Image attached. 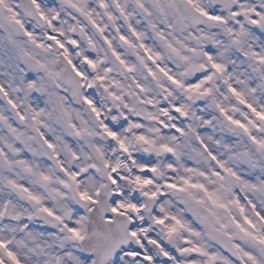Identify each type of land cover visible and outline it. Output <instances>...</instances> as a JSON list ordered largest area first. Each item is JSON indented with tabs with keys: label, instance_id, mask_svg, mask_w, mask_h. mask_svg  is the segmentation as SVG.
I'll return each mask as SVG.
<instances>
[{
	"label": "rangeland",
	"instance_id": "374dc122",
	"mask_svg": "<svg viewBox=\"0 0 264 264\" xmlns=\"http://www.w3.org/2000/svg\"><path fill=\"white\" fill-rule=\"evenodd\" d=\"M53 1L63 5L58 26L51 23L55 7L39 5L52 29L66 34L74 8L85 11L88 0ZM257 1L260 9L255 1L251 11L264 17V0ZM16 21L27 36L14 35ZM30 24L17 0H0V264H92L77 240L86 215L74 197L96 196L100 180L88 170L96 158L86 156L87 143L99 153V142L85 137V121L73 120L54 56ZM191 37L192 89H202L207 100L191 110L185 139L166 137L170 157L161 160L173 184L184 185L177 194L186 203L166 195L147 219L152 235L137 231V240L108 264H264V31L222 26L203 29L202 40ZM116 191L112 205L122 209L125 195ZM205 227L226 236L237 257L221 251ZM168 236L176 249L163 262L150 241Z\"/></svg>",
	"mask_w": 264,
	"mask_h": 264
},
{
	"label": "flooded vegetation",
	"instance_id": "af4514ba",
	"mask_svg": "<svg viewBox=\"0 0 264 264\" xmlns=\"http://www.w3.org/2000/svg\"><path fill=\"white\" fill-rule=\"evenodd\" d=\"M220 1L88 0L83 3L85 11L75 9L74 24L80 25L84 33L81 37L73 35L70 60L82 75L83 93L98 125L78 107L90 128L88 139L99 142L97 159L103 157L108 169L120 170L116 175L120 179L124 174L129 176L130 169L155 165L158 170L168 127L174 121L183 124L168 101L189 111V105L185 109L180 105L187 101L182 90L190 87L191 30L198 27L190 24L181 4L190 7L193 19L203 12L208 24L212 23L208 21L209 14L223 8L218 5ZM234 3L235 0H224L225 6L236 9ZM243 4L247 6L248 0ZM229 15L227 21L232 20ZM171 49H176L182 60H175ZM159 71L171 79L176 73L177 80L159 82ZM149 73L156 80H151ZM158 95L163 96L162 101ZM122 148L126 149L124 155ZM155 174L157 180L166 176L158 171ZM140 176L141 171L133 180L139 181ZM141 186L148 192L154 189L148 183ZM141 200L144 201L143 194Z\"/></svg>",
	"mask_w": 264,
	"mask_h": 264
},
{
	"label": "water",
	"instance_id": "95a60500",
	"mask_svg": "<svg viewBox=\"0 0 264 264\" xmlns=\"http://www.w3.org/2000/svg\"><path fill=\"white\" fill-rule=\"evenodd\" d=\"M22 4L26 13L38 17L30 0H22ZM62 74L66 79L68 86L74 90V87L78 84L79 80L73 77L68 65H66L65 69H62ZM190 98L192 101L196 102L202 97L199 94L192 93L190 94ZM107 192L109 193V190H107ZM101 202L102 205H106L108 200H102ZM109 214H113L115 219L112 221H105L103 216L100 217L101 214L99 211H96V213L92 215V223L89 225L88 235L84 241L85 247L96 254V264H104L118 251V248L121 245L130 241L127 231H123L124 224L125 222H128V218L111 210ZM212 234L215 235L226 248L234 253V250L230 248L229 244L224 238H222V236L215 234L214 232H212Z\"/></svg>",
	"mask_w": 264,
	"mask_h": 264
}]
</instances>
